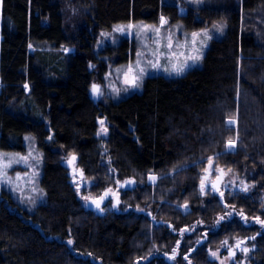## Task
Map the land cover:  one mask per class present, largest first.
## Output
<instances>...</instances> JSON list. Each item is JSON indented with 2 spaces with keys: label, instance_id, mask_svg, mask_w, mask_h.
I'll use <instances>...</instances> for the list:
<instances>
[{
  "label": "trees",
  "instance_id": "obj_1",
  "mask_svg": "<svg viewBox=\"0 0 264 264\" xmlns=\"http://www.w3.org/2000/svg\"><path fill=\"white\" fill-rule=\"evenodd\" d=\"M163 17L186 30L224 23L225 31L183 76H149L118 100L94 96L110 65L128 63L138 48L123 39L97 49L101 34ZM0 38V151L24 154L32 135L47 194L30 212L2 190L0 264H171L161 254L177 230L194 226L210 232L206 244L189 246L195 264H215L210 251L240 238L251 243L243 260L264 264V0H0ZM63 153L78 157L88 191L72 183ZM217 169L247 181L246 191L226 204L202 193ZM130 180L132 189L120 188ZM109 190L118 208L112 197L102 211L84 203Z\"/></svg>",
  "mask_w": 264,
  "mask_h": 264
},
{
  "label": "rangeland",
  "instance_id": "obj_2",
  "mask_svg": "<svg viewBox=\"0 0 264 264\" xmlns=\"http://www.w3.org/2000/svg\"><path fill=\"white\" fill-rule=\"evenodd\" d=\"M177 2H179L181 5H199L202 3V0H177ZM181 9L182 11L186 10L185 6H182ZM163 19L165 21V23L163 24H161V21L158 24H150L146 22H131L119 24L115 26L111 32H104L101 34L97 49L105 48L108 44L116 45L123 39L135 41L138 48L135 52L134 58L131 61L120 65H110L109 71L105 75L103 82L97 81L95 83L99 86L100 89V93L96 95L99 100H118L123 97L129 96L132 93L139 92L142 90L143 84L149 76L163 75L165 77L175 78L185 75L189 70L201 66L203 58L212 40L223 35L225 31L224 23H218L205 29L191 31L186 30L182 24L169 25L167 19L165 17H163ZM129 25H132V27L129 28ZM121 28H123L124 30H118ZM157 28L160 29L159 35L155 31ZM193 33L198 34L195 45L192 44ZM205 33H207V37L204 35ZM168 36L172 37L173 51H176L178 53L183 52L185 55L173 58L171 60L160 57V67L154 68L148 62L149 60L154 59L150 55V53L157 49V40L160 41V51L167 52L168 50L165 45L167 44ZM177 44L182 45L183 47L178 48ZM193 47L199 49V55L201 58L195 62L191 60L187 61L188 67H186L182 73L177 75L171 70L172 64L185 63V57ZM67 51H72V49H67ZM138 60L140 61V67L144 69V74L138 81V87H130L123 82L124 73L127 71L129 65L133 66V68H136ZM114 89L118 91H115ZM101 120L104 121L103 127L108 129L106 120ZM100 121L98 136L105 137L107 132L105 133L102 131ZM229 123L231 125H236L237 122L231 120L229 121ZM26 144L27 151L24 154L0 151V195L2 190L10 192L14 199L18 201L21 207L32 212L36 210L40 205L45 204L47 201V194L45 190L40 186L45 159L44 153L38 147L32 135H28L26 137ZM236 148V143H234L233 147L228 146V149L230 151H235ZM73 156H75L76 159L72 164H70L69 161ZM62 160L63 164L69 170L72 183L75 185V187L81 191H88L93 185V182L85 177L82 169L78 166V157L76 155L63 153ZM81 172L83 173V177H81L80 175ZM220 172V169L211 172V175H209V179L205 180L206 182H204L205 188L203 189V191L201 189L200 190L202 193L209 192L214 194L213 196L219 198L221 202L226 204L232 199L234 194L245 192L249 185L247 181L236 179L232 173L225 171L224 185L226 187L224 188L223 186H221L218 191H214L212 190L213 187L209 186L208 183L214 182L219 177ZM153 176L156 178L155 180L150 179V177ZM158 180L159 177L155 174L149 176V183L152 185L157 184ZM86 196L91 198L89 200L84 199V203L86 205L90 200L99 199L94 198L90 194H87ZM111 201L112 203L115 202L114 197H112ZM184 210L187 211L188 208L184 207ZM241 219L244 227L257 223L256 221H246V219L244 218ZM221 222L222 221H219L217 223V227L221 224ZM259 225L258 233L263 234L264 223L259 222ZM195 228L196 227L194 226L191 229L184 228L183 230H177L175 232L176 236L179 239L176 240L172 250L169 253L161 254L163 257H165V260L167 262L171 264H177V261H181V264H195L191 259V256L195 254V248L190 249L189 246L194 243L197 245L206 244V239L209 235L208 233H210L208 231L195 233L197 231L199 232V230H196ZM205 228L206 227H204V229ZM241 241L247 242L248 239L240 238L236 243L230 246H228V243H226L224 246L220 245L218 247H214V249L210 251L211 260L215 264H250V261L246 262V260H243L242 251L236 252L234 256L230 254V250L234 249L237 243ZM250 246V242H247L245 244V248L249 249ZM213 253H215L216 255H213Z\"/></svg>",
  "mask_w": 264,
  "mask_h": 264
},
{
  "label": "snow or ice",
  "instance_id": "obj_3",
  "mask_svg": "<svg viewBox=\"0 0 264 264\" xmlns=\"http://www.w3.org/2000/svg\"><path fill=\"white\" fill-rule=\"evenodd\" d=\"M163 23H165V21H164L163 18H161V24H163ZM128 27L131 28L132 25H129ZM118 30L123 31L124 29L121 28V29H118ZM155 31L159 35L160 29L157 28ZM204 35L207 37V33H205ZM197 36H198V34L193 33V36H192V44L193 45H195ZM156 43H157V49L150 53V55L154 59L148 61L152 65V67H154V68H159L160 67V64H159L160 57H164V58H166L168 60H171L173 58L185 55L183 52H179L178 53L176 51H173V43H172V37L171 36L167 37V44L165 45V47L168 50L167 52H161L160 51V47H159L160 41L159 40H157ZM177 47L179 48V47H183V46L177 44ZM193 53H195V54H193ZM200 58L201 57L199 55V49L193 47L189 51L188 55L185 57V63H183V64L174 63V64H172L171 70L173 72H175L177 75H179L180 73H182L184 71V69L186 67H188L187 61L191 60V61L195 62V61H198ZM137 69H138V71H137ZM143 74H144V69L142 67H140V61L138 60L136 68H133V66L129 65L127 71L124 73L123 82L126 85L130 86V87H138L139 86L138 85V81L142 78ZM114 90L118 91L116 89H114ZM92 91H93L94 94H99L100 93V89L96 85H93ZM100 123H101V126H102V131L106 133L107 132V128L103 127L104 121L101 120ZM228 143H229L230 147L234 146V142L233 141H229ZM75 159H76V157L73 156L71 158V160L69 161V163L72 164L75 161ZM80 175H81V177H83V173L82 172L80 173ZM18 179H19V177H18ZM150 179L155 180L156 178L153 176V177H150ZM129 183H131V181H129ZM203 189H204V181L202 180L201 181V190L203 191ZM105 195H107V193H105ZM83 198L85 200L91 199L88 196H85ZM103 198H104L103 196L100 197V200H102ZM93 202L96 203L97 207L100 206L99 205V201L93 200ZM262 223H264V222H262ZM69 243H71V241H69ZM225 243H227V242H225ZM241 243H243V242L242 241L238 242L236 246L239 247ZM243 251L247 252V249L245 248V249H243ZM213 255H216V254L213 253Z\"/></svg>",
  "mask_w": 264,
  "mask_h": 264
},
{
  "label": "water",
  "instance_id": "obj_4",
  "mask_svg": "<svg viewBox=\"0 0 264 264\" xmlns=\"http://www.w3.org/2000/svg\"><path fill=\"white\" fill-rule=\"evenodd\" d=\"M96 86H98V85H96ZM94 95H97V94H94ZM208 179H209V176H207L206 180H208ZM224 180H225V172L221 171L219 177L214 182L208 183V185L212 186L214 191H218L221 188L222 183L224 182ZM130 181H131V183H129V181H127L126 183L121 184L120 188H123L125 190L132 189L136 185V182L134 180H130ZM106 193H107V195L104 194L103 195L104 198L102 200H100V198L99 199H95L96 201H99V205H100L99 207L96 206V203H94L93 200H90L87 203V207L89 209H91V210L102 211V207L107 203V201L111 197H114V199H115V208H118L119 199H118L117 195L115 193L110 192V191H107ZM245 243H246V241L241 243L239 247L236 246L235 249H232L231 250V252H232L231 255L234 256L236 252L242 251L244 249V244Z\"/></svg>",
  "mask_w": 264,
  "mask_h": 264
},
{
  "label": "flooded vegetation",
  "instance_id": "obj_5",
  "mask_svg": "<svg viewBox=\"0 0 264 264\" xmlns=\"http://www.w3.org/2000/svg\"><path fill=\"white\" fill-rule=\"evenodd\" d=\"M94 95V94H93ZM94 96H96V95H94ZM224 182H225V180H224ZM223 182V183H224ZM222 183V186L225 188V185ZM247 249V252L245 253V254H247L248 252H249V249L248 248H246ZM232 253V252H231Z\"/></svg>",
  "mask_w": 264,
  "mask_h": 264
},
{
  "label": "bare ground",
  "instance_id": "obj_6",
  "mask_svg": "<svg viewBox=\"0 0 264 264\" xmlns=\"http://www.w3.org/2000/svg\"><path fill=\"white\" fill-rule=\"evenodd\" d=\"M211 177V176H210ZM224 184V183H223ZM226 187V186H225ZM212 188V187H211ZM244 189V188H243ZM213 190V189H212ZM225 190V189H224ZM231 191H233V190H231ZM117 194V193H116Z\"/></svg>",
  "mask_w": 264,
  "mask_h": 264
}]
</instances>
